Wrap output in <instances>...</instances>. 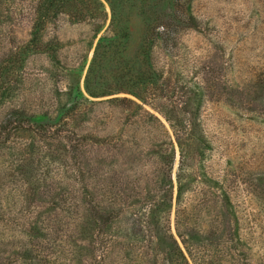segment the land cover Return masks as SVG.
<instances>
[{
    "label": "rangeland",
    "instance_id": "obj_1",
    "mask_svg": "<svg viewBox=\"0 0 264 264\" xmlns=\"http://www.w3.org/2000/svg\"><path fill=\"white\" fill-rule=\"evenodd\" d=\"M0 264H264V0H0Z\"/></svg>",
    "mask_w": 264,
    "mask_h": 264
},
{
    "label": "trees",
    "instance_id": "obj_2",
    "mask_svg": "<svg viewBox=\"0 0 264 264\" xmlns=\"http://www.w3.org/2000/svg\"><path fill=\"white\" fill-rule=\"evenodd\" d=\"M113 12V11H112ZM116 17L114 16V13H112V19H111V23H110V27L111 29V33L112 35L110 37H104V38H100L97 41V45L96 48L94 50V54L91 60V63L88 67L87 70V75L85 77L84 83H85V91L88 94V96L90 98H101V97H105L108 95H111V93H109L107 90L108 88L104 87H99L97 90L93 89V84L95 83H99V85H101V83L99 82L101 79H103V74L98 72L97 70H95V62L98 58V54H99V49L101 47V45H103V42H106V48H110V52L108 51L106 54V59L104 60L105 65H104V69L109 68V62L111 61L112 64H119L121 68V70H124L122 64H126L125 62H127V59L123 56V50L124 47H126V45H121L123 43H121L120 39L123 38L124 36L126 37L128 34V27L126 26L125 23H121L120 25L117 24L116 22ZM120 50V51H118ZM119 57V58H118ZM148 63L145 66H149L150 67V62L149 59L147 58ZM107 65V66H106ZM141 68V67H138ZM143 68V67H142ZM130 70V75L129 78L132 80H135L136 77L139 76H143L144 74L146 75V80H150L152 81V76H153V72L151 69H148V67H144V71L140 72V74H137V70L134 69H128L126 72L128 73ZM79 99H83L85 102H88L87 99L82 95V93L79 91ZM79 102V101H78ZM78 102L75 101L72 105L74 107H76L78 105ZM73 107H70V109L72 110ZM204 142H201V145H203ZM181 152L183 151L182 148H180ZM182 159L181 161H183V157L184 155H181ZM183 164V162H182ZM180 174V173H178ZM205 174V173H203ZM177 254L179 257V261H181L182 263H186V258L183 254V252L181 251V249L179 248V246H177Z\"/></svg>",
    "mask_w": 264,
    "mask_h": 264
}]
</instances>
